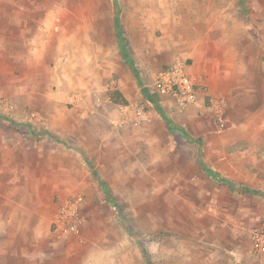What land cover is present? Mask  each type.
Masks as SVG:
<instances>
[{"label": "rangeland", "instance_id": "374dc122", "mask_svg": "<svg viewBox=\"0 0 264 264\" xmlns=\"http://www.w3.org/2000/svg\"><path fill=\"white\" fill-rule=\"evenodd\" d=\"M63 45L1 62L0 264H264V0H64ZM175 66L195 103L157 91Z\"/></svg>", "mask_w": 264, "mask_h": 264}, {"label": "crops", "instance_id": "0c3cea01", "mask_svg": "<svg viewBox=\"0 0 264 264\" xmlns=\"http://www.w3.org/2000/svg\"><path fill=\"white\" fill-rule=\"evenodd\" d=\"M63 38L64 0H0V66L5 58L4 54L11 53V58L14 59H10L8 64L34 70L47 63L49 54L55 53V49L64 52ZM57 65L52 67L58 68ZM28 78L31 79L30 73ZM224 91L226 107H236L238 103L230 97V86L224 88ZM20 92L15 87L11 91L0 88V94L18 93L19 96ZM18 99L14 117L20 121L30 119L29 112L22 110ZM262 110L264 111V107ZM62 241L59 248L51 249L53 253H61L60 258L52 260V264H64V240Z\"/></svg>", "mask_w": 264, "mask_h": 264}, {"label": "built area", "instance_id": "2783aa9c", "mask_svg": "<svg viewBox=\"0 0 264 264\" xmlns=\"http://www.w3.org/2000/svg\"><path fill=\"white\" fill-rule=\"evenodd\" d=\"M155 87L158 92L168 94L176 98L180 106H188L195 103L198 93L195 90L192 78L181 66H175L159 73L155 80ZM15 104L8 98L0 95V115L13 116ZM222 126L225 125V118L219 115ZM62 235H68L78 230L76 219H70L68 223L61 222ZM252 249L264 254V230H256L252 236Z\"/></svg>", "mask_w": 264, "mask_h": 264}, {"label": "trees", "instance_id": "16d2710c", "mask_svg": "<svg viewBox=\"0 0 264 264\" xmlns=\"http://www.w3.org/2000/svg\"><path fill=\"white\" fill-rule=\"evenodd\" d=\"M109 97L110 99L117 103V104H122V105H127L128 104V99L122 94L121 91L119 90H114V91H110L109 92ZM151 101H154L153 99H151ZM213 174V173H212ZM225 183H227L229 185V187H233L232 183L229 180H223ZM105 190L107 191L106 193L109 194L110 190L109 188L106 186ZM249 191L252 194H259L258 190L255 189H249Z\"/></svg>", "mask_w": 264, "mask_h": 264}]
</instances>
